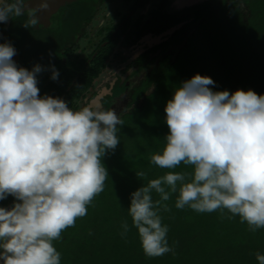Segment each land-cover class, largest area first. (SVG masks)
<instances>
[{"label":"clouds","instance_id":"1","mask_svg":"<svg viewBox=\"0 0 264 264\" xmlns=\"http://www.w3.org/2000/svg\"><path fill=\"white\" fill-rule=\"evenodd\" d=\"M26 7L25 0L0 4V24ZM48 7V0H38L34 11ZM37 21L31 17L29 23ZM14 55L10 42L0 44V201L14 198L9 209L0 207V261L61 264L53 241L86 216L87 206L104 191L108 173L101 158L120 143L123 121L114 108L73 110L59 97H41L37 76L44 66L18 67ZM50 68L56 80L59 72ZM214 84L195 74L174 90L164 109L166 144L151 156L152 164L169 171L130 194L127 212L150 258L175 254L158 214L161 207L170 211L163 202L174 193L177 209L220 210L222 217L226 210L228 219L239 217L252 232L264 228V94L214 92ZM181 164L192 171H174ZM121 228L126 237L128 222ZM255 259L264 264V254L255 253Z\"/></svg>","mask_w":264,"mask_h":264},{"label":"trees","instance_id":"2","mask_svg":"<svg viewBox=\"0 0 264 264\" xmlns=\"http://www.w3.org/2000/svg\"><path fill=\"white\" fill-rule=\"evenodd\" d=\"M242 3L245 10L234 9V0L215 4L216 11L203 6L192 8L189 13L194 20L182 27L185 36L177 41L181 45L159 55L143 75L141 90L133 96L135 107L127 109L120 118V143L101 158L108 173L104 191L87 206L86 216L78 218L74 227L65 229L61 238L53 241L61 254V264H257L255 253L264 254V228L252 232L239 217L228 219L230 213L226 210L222 217L220 210L198 213L187 206L177 209L178 193H174L163 202L170 211L161 207L158 214L169 229L167 239L175 254L150 258L144 254L138 230L132 226L127 212L133 191L169 171L152 164L151 156L160 153L166 144L169 129L165 105L183 81L200 74L215 82L209 86L214 92L227 90L231 94L237 89H251L258 95L264 94V0ZM80 17L86 20L85 15ZM68 20L67 25L73 18ZM16 39L13 34L8 41L18 45L20 53L26 51L30 38L24 36L22 44ZM60 40L58 36L37 44L41 47L32 52L35 63L44 62L46 54L60 51ZM113 47L114 44L98 46L89 55L93 72L89 79L108 67L109 56L116 57ZM160 48L159 45L157 49ZM150 86L153 89L143 94ZM140 171L146 173L144 178L136 176ZM174 171L191 172L192 168L181 164ZM158 199L159 195L153 192V200ZM124 221L130 230L122 238Z\"/></svg>","mask_w":264,"mask_h":264},{"label":"flooded vegetation","instance_id":"3","mask_svg":"<svg viewBox=\"0 0 264 264\" xmlns=\"http://www.w3.org/2000/svg\"><path fill=\"white\" fill-rule=\"evenodd\" d=\"M53 1L56 2V0H48L49 7L46 10L35 12L38 0H25L27 7L22 15L13 14L8 22L0 24V44L9 42L8 38L11 39L13 34H16V40L21 44L24 36L30 38V46L26 48V51L23 49L21 53L18 51V45H12L16 49V57L14 56L13 60L16 65L31 70L33 65H36L32 52L41 47L37 44H45L44 40L48 38L55 40L59 36L60 42L63 43L60 51H56V54H46L44 62L39 64L45 68L37 76L40 96L59 97L73 110H79L86 105L100 107L103 110L114 108L118 116L122 118L123 112L135 107L134 93L141 90L144 77L137 75L139 72L142 74L140 65L137 63L141 62V67H145L149 62L154 64L159 55L168 53L166 49L161 54V49H157L158 46L168 47L169 37L179 41L185 36V32L181 29L186 23L194 20L189 13L193 10L192 8L203 6L216 11L215 4L219 5L222 0H215L216 3L212 0H64L56 5ZM234 1L236 2L234 9H244L242 0ZM13 2L14 0H0V4L5 5ZM108 2L114 5L110 11L112 16L117 9L121 11L120 7L124 9L119 15L118 22L104 24L98 21L93 29L91 24L100 11V7ZM140 11H142L141 14ZM124 12L126 14L123 15ZM80 15H85L86 20H83ZM134 16L135 18L132 19ZM31 17H37L36 25L29 23ZM70 17L73 20L67 25ZM25 24H28L27 28L24 27ZM55 31L60 34H56ZM168 32L171 36L162 35V39L157 38L158 42L152 41L153 37ZM145 36L148 39L147 42L143 41ZM111 44H114L112 53L116 54V57L112 59L113 56H109L106 61L108 67L89 79L93 73L90 69L92 56L88 59L89 55L98 46L104 48ZM122 49L134 50L128 60L133 63L130 62L127 67L120 70L121 76L116 75L115 66L119 64L115 63V69L111 73L116 74L113 78H109L111 75V73L108 74L109 70L120 56ZM141 57L144 58L140 60ZM121 60L124 61L122 58ZM52 65L59 72L56 80L51 79L50 66ZM129 71L131 76L128 82V80L125 81V74L128 75ZM152 89L153 86H150L148 90L142 92L146 94ZM13 203L14 198L8 196L7 199L0 201V207L9 209ZM0 264H3V261H0Z\"/></svg>","mask_w":264,"mask_h":264},{"label":"rangeland","instance_id":"4","mask_svg":"<svg viewBox=\"0 0 264 264\" xmlns=\"http://www.w3.org/2000/svg\"><path fill=\"white\" fill-rule=\"evenodd\" d=\"M111 8H114V5L112 6V2H108V3H106L105 5H102L101 7H100V11L98 12V14H97V16L94 18V20H93V22H92V24H91V27L94 29L96 26H97V22L99 21V22H103L104 24H107V23H112L113 21H115L116 23L118 22L117 20L119 19V15L122 13V11L124 10L123 8H121L120 7V9H121V11H119L118 9L116 10V13L115 14H113V16H112V12H110L111 11ZM118 11V12H117ZM143 11V10H142ZM142 11H140V14L142 13ZM108 12H109V14H108ZM126 12V11H125ZM123 13V15L124 14H126V13ZM132 12V10L129 12V14ZM136 16H138V15H136ZM135 18V16L134 17H132V19H134ZM88 20V19H87ZM195 28V27H194ZM90 31H91V29H90ZM45 35V34H44ZM43 35V36H44ZM166 36V35H169V36H171L170 34H169V32L168 33H166V34H160V36L159 35H157L156 37H153V39H152V41L153 40H157L156 42H158V39L157 38H159V39H162V37L163 36ZM143 41H145V42H147L148 41V39L146 38V36H145V38H144V40ZM155 42V43H156ZM142 43H144V42H142ZM155 43H153V44H155ZM168 47L167 46H164L163 48L161 47L160 49H161V52H165L166 51V49L168 50V52L169 51H173V50H175V49H178V46L180 45V42L179 43H177V41H174V40H172L170 37H169V43H168ZM175 45H177V46H175ZM30 46V43L28 42V46L27 47H29ZM175 46V47H174ZM88 47V46H87ZM136 49H138V50H140V48H136ZM91 50V49H90ZM133 52H134V50L133 49H129V50H126V49H122L121 51H120V56H118V58L116 59V62H114L113 64H112V66H111V68H110V70H109V73L108 74H110L114 69H115V67H116V70H117V74L116 73H114V74H112L111 73V75H110V77L109 78H113L114 77V75L116 74V75H118V76H121V74L122 73H120V70H122L125 66L127 67L129 64H130V62L128 61L129 59H130V57H131V55L133 54ZM135 54H136V52H135ZM121 58L124 60V61H122L121 60ZM115 63H118L119 65H116L115 66ZM131 63H133V62H131ZM150 63V62H149ZM138 65H140V71H142V74L139 72L137 75L138 76H141V75H144V74H146L147 73V71L153 66V64L152 63H150L149 65L147 64V65H145V67H141L142 65H141V62H138L137 63ZM115 66V67H114ZM134 66V65H133ZM178 70V69H177ZM143 72H144V74H143ZM130 76H131V74H130V71H129V73H128V75L127 74H125V81H127L128 80V82H129V78H130ZM106 78H107V74H106V76H105ZM142 77H144V76H142ZM141 78V77H140ZM156 84V83H155Z\"/></svg>","mask_w":264,"mask_h":264},{"label":"water","instance_id":"5","mask_svg":"<svg viewBox=\"0 0 264 264\" xmlns=\"http://www.w3.org/2000/svg\"><path fill=\"white\" fill-rule=\"evenodd\" d=\"M61 1L63 2L64 0H56V2L55 1H53L54 2V5H56V4H59V3H61ZM41 13V12H40ZM47 15H48V13H46ZM15 57H16V55H14ZM14 56H13V60H14Z\"/></svg>","mask_w":264,"mask_h":264}]
</instances>
